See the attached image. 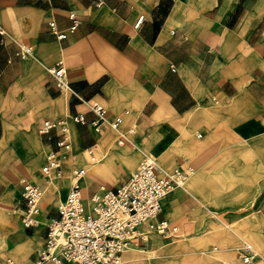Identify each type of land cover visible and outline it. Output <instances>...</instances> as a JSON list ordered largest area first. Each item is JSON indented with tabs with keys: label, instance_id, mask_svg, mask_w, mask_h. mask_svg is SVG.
Masks as SVG:
<instances>
[{
	"label": "crops",
	"instance_id": "obj_1",
	"mask_svg": "<svg viewBox=\"0 0 264 264\" xmlns=\"http://www.w3.org/2000/svg\"><path fill=\"white\" fill-rule=\"evenodd\" d=\"M71 11L80 24L59 40L49 23L68 31ZM0 27V202L21 221L28 180L43 190L39 218L47 220L25 228L0 216V264H35L74 168L87 171L90 210V198L127 181L144 154L164 172L195 170L160 200V218L179 227L181 241L149 234L121 264H155L158 247L167 249L163 264H217L234 260L230 249L244 238L264 250V0H0ZM21 44L32 46L30 57L19 56ZM59 62L66 89L48 72ZM92 103L108 121L123 115L120 128L96 133L71 120L94 119ZM48 118H65L72 142L63 176L52 181L42 168L56 136L39 130ZM121 133L124 145L116 144ZM94 142L102 159L92 164L86 148Z\"/></svg>",
	"mask_w": 264,
	"mask_h": 264
},
{
	"label": "built area",
	"instance_id": "obj_2",
	"mask_svg": "<svg viewBox=\"0 0 264 264\" xmlns=\"http://www.w3.org/2000/svg\"><path fill=\"white\" fill-rule=\"evenodd\" d=\"M69 19L71 26L68 31H61L55 21L49 23L51 32L57 39L65 40L79 26L80 19L76 12L71 11ZM141 21L142 18L137 26ZM4 37L5 30L0 27L1 40ZM32 54L31 45H20L19 56L22 59ZM48 72L59 89L69 87L68 70L63 62L49 67ZM77 97L84 101L79 95ZM90 110L95 115L91 121L83 114L70 118L76 124L91 126L96 133H102L104 125L118 130L124 121L123 115L108 121V111L100 103H92ZM39 130L48 141L56 136L55 147L47 153L42 172L47 181L61 178L66 153L72 149L68 122L65 118L44 119ZM130 132L135 133L136 127L133 126ZM126 139L127 136L121 133L116 144L124 145ZM98 149L97 142L86 148L92 164L102 159ZM86 172L83 167L73 169V183L66 200L59 206V216L48 220L45 243L35 264H121L124 251L137 239L145 242L152 233L181 237L177 225L160 218V199L165 193L183 188L195 172L193 167L176 168L163 173L157 160L152 155L144 154L138 168L127 181L114 190L103 195L95 194L90 198L92 208L89 211L84 208L82 188L77 181ZM22 186L21 222L25 228H33L38 225L44 193L37 184L28 180H23ZM145 224L147 230L143 232L140 227ZM237 257L242 264H264V256L250 242H244L237 249ZM6 264L19 263L7 259Z\"/></svg>",
	"mask_w": 264,
	"mask_h": 264
},
{
	"label": "rangeland",
	"instance_id": "obj_3",
	"mask_svg": "<svg viewBox=\"0 0 264 264\" xmlns=\"http://www.w3.org/2000/svg\"><path fill=\"white\" fill-rule=\"evenodd\" d=\"M138 168V164H137V166L135 167V169L133 170V172L134 171H136V169ZM1 191H3V189L2 188H0V197H1ZM61 204H62V202H61ZM11 205V204H10ZM8 208H9V205H3L1 202H0V216H8V217H10V218H12V219H15L16 220V223L19 225V226H21V227H23L22 226V224H21V221H20V219L18 218V215L17 214H14V213H12V212H10L9 210H8ZM17 210H18V208H17ZM2 213V214H1ZM39 219H40V221H46L47 222V220H45V219H43V218H38V223L40 224V227L42 226V224L39 222ZM42 219V220H41ZM29 232H31V231H29ZM6 243H7V241L9 242L10 241V239L7 237V235H6ZM161 238H167V240H165V242H172L173 244L172 245H176V244H178V243H180V239L179 238H174V237H168V236H162ZM245 241H247V242H251V241H249V240H247V239H241L239 242H238V244H236V245H234L233 247H231V249L230 250H232V251H234V260H229V261H223V260H220V261H218L217 262V264H242V262L240 261V260H238L237 259V256H236V251H237V249L243 244V242H245ZM138 248L140 249V250H148L149 248H150V244L149 243H143V242H139L138 243ZM1 247V246H0ZM218 247V246H217ZM159 248V251L157 252V254H160L161 256H156V254H154V253H152V255L154 256V257H152V260H154L155 261V264H163V262H165V259H164V261L161 259V257H166L164 254H165V251L167 250L165 247L164 248H160V247H158ZM168 248H170V247H168ZM222 248H229V246H219V249H222ZM259 249V248H258ZM212 250H213V248H212ZM227 250V249H226ZM225 250V251H226ZM259 251L261 252V253H263V255H264V250H261V249H259ZM169 254V253H168ZM177 264H180V263H177Z\"/></svg>",
	"mask_w": 264,
	"mask_h": 264
},
{
	"label": "bare ground",
	"instance_id": "obj_4",
	"mask_svg": "<svg viewBox=\"0 0 264 264\" xmlns=\"http://www.w3.org/2000/svg\"><path fill=\"white\" fill-rule=\"evenodd\" d=\"M160 170H161V169H160ZM161 172L164 173V171H162V170H161ZM85 175H86V174H84V175H82V176H80V177L77 178V181L79 182L80 187H81V184H82V181H83ZM170 192H171V191H170ZM168 193H169V192H168ZM168 193H165V194L161 197V199H162L165 195H167ZM161 199H160V200H161ZM84 207H85V210H86V211H89V207L87 206V204L84 203ZM129 247H130V246H129ZM129 247L124 251V253L129 249ZM124 253H123V254H124Z\"/></svg>",
	"mask_w": 264,
	"mask_h": 264
}]
</instances>
